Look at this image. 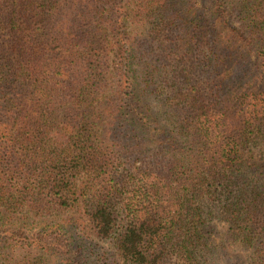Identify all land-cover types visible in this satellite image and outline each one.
<instances>
[{
	"label": "trees",
	"instance_id": "1",
	"mask_svg": "<svg viewBox=\"0 0 264 264\" xmlns=\"http://www.w3.org/2000/svg\"><path fill=\"white\" fill-rule=\"evenodd\" d=\"M58 263L264 264V0H0V264Z\"/></svg>",
	"mask_w": 264,
	"mask_h": 264
},
{
	"label": "rangeland",
	"instance_id": "2",
	"mask_svg": "<svg viewBox=\"0 0 264 264\" xmlns=\"http://www.w3.org/2000/svg\"><path fill=\"white\" fill-rule=\"evenodd\" d=\"M100 246L103 248H100V251L103 253V252H105V251H107L108 249V247H107V245H106V243H100ZM85 258V257H84ZM83 258V259H84ZM94 258L95 257H89L88 259H84L83 261H93L94 260ZM58 264H60V263H58Z\"/></svg>",
	"mask_w": 264,
	"mask_h": 264
}]
</instances>
